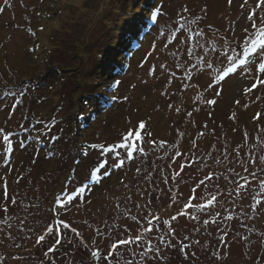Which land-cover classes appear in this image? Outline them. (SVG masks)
Listing matches in <instances>:
<instances>
[{
    "label": "rangeland",
    "instance_id": "obj_1",
    "mask_svg": "<svg viewBox=\"0 0 264 264\" xmlns=\"http://www.w3.org/2000/svg\"><path fill=\"white\" fill-rule=\"evenodd\" d=\"M154 2L140 3L162 9L143 52L119 58L126 70L114 111L101 119L96 110L92 114L94 129L114 135V142L94 153L93 161L76 165L75 173L71 160L60 173L56 159L37 167L28 162L22 169L18 163L27 149L7 126L41 106L54 118L48 126L56 134L68 130L66 110L77 83L86 92L91 85L98 90V81L111 83L93 69L131 17L133 1L0 0V129L10 136L5 141L0 134V150L13 147L9 163L0 155V188L9 190L0 191V214L6 213L0 217V264H43L46 256L56 263L58 250L73 252L71 264H112L114 259L94 261L85 241L95 249L101 244L106 254L112 242L130 235L133 242L118 248L121 264H264V85L245 94L257 73L244 71L255 67L257 54L264 55L261 45L252 43L257 37L252 23L264 17V5L255 8L259 0ZM252 12L256 16L249 21ZM44 18L49 21L38 23ZM55 61L63 69L61 80L55 79ZM228 68L236 72L218 79ZM109 116H117V132L114 125L107 129ZM134 124L144 125L141 139ZM85 126L82 134L91 136ZM129 132L133 135L125 141ZM13 180L21 182L24 194L13 191ZM48 183L56 194L46 197L42 189ZM83 184V191L75 187ZM62 190L68 194L60 195ZM61 220L71 227L64 229ZM137 235L140 241L134 240ZM39 236L44 240L37 243ZM76 238L82 244L75 249ZM44 247L55 251L46 254ZM149 247L159 257L148 256Z\"/></svg>",
    "mask_w": 264,
    "mask_h": 264
},
{
    "label": "trees",
    "instance_id": "obj_2",
    "mask_svg": "<svg viewBox=\"0 0 264 264\" xmlns=\"http://www.w3.org/2000/svg\"><path fill=\"white\" fill-rule=\"evenodd\" d=\"M133 1V13H131V17L129 16L128 20H126V23L123 24V29L119 32L117 36L113 38L112 41L114 43H110L108 47L105 49V51H101L100 54H98L100 57L97 59V64L94 67L93 70H97L96 75H100L101 78L104 80L107 79V81L112 78L111 83H100L99 81L96 83L95 87H98V90L94 89V86L91 85V89H89L87 92L83 91V86L81 83H77V86H79L76 90H78V93L75 94V97L71 98L68 104V110H66V116L65 120L68 126V130L61 129L60 131L57 129V134L54 130H52V125L48 126L49 124H52L54 121V118L50 117L48 118V114H45L44 112H41V106L38 108L32 109L29 113H21L19 114V120L14 121L13 123L9 124L7 126V129H9V133L17 135V139L19 140V143L22 148H26L27 152L25 155V161L22 160L19 162V166H21L22 169H24L25 163L31 162L32 164L37 167L39 163H44L46 160H59V167L60 173L65 170L67 172V163L69 160L72 161L73 167L70 169L71 173H75V167L76 165L82 163L83 160L88 161V159L93 161V157L95 156L94 153H99L100 147H92L93 145H105V144H111L113 141L112 138H114V135L108 136L107 133H103V131L97 129H94V125L97 123L95 120H92V114L96 110L97 114L99 115V119L105 118L110 112L112 113L114 111V107L117 104V95L116 93H119L120 86L122 84V77L123 73L125 72V68L122 67L120 64L121 60H125L129 57V55L136 51L138 54V57L140 55V52L142 53L146 43H144L145 36L150 33L151 28L155 25V22L157 21V18L162 13L161 8L152 7L147 8V6L153 5L155 0H132ZM141 1V2H140ZM140 3L142 5H147L146 7L140 8ZM137 4H139L137 6ZM53 13H47V15H50ZM39 20V19H38ZM48 22L47 19H40L38 23ZM127 22H130V25L126 26ZM29 30V28L27 29ZM142 31H145V35L143 38H141ZM89 30L87 29V32L84 36V40L88 35ZM134 32V33H132ZM30 50V49H29ZM28 50V51H29ZM97 55V57H98ZM121 60H120V59ZM117 59H119L117 61ZM43 60V59H42ZM45 64V62H40L38 64L39 66H42V64ZM44 67V66H43ZM58 62L55 61V79L61 80V76L63 73V69L59 68ZM65 70H68L69 67L64 68ZM50 75H42L40 78L45 77L46 79L50 80ZM116 81H119V84H116ZM46 81H43L42 86L46 87ZM59 84V82L57 83ZM102 90H100L101 88ZM30 93V88L27 86L25 88ZM98 91V93H96ZM98 99H92L93 95H96ZM44 100H48V97H45ZM258 100V99H257ZM63 100L60 101L62 103ZM13 106V105H11ZM15 108V106L11 107ZM19 109H22V106L19 107ZM26 114V115H25ZM117 117V116H116ZM116 117L109 116V119L107 120V129L112 127V132H117L119 129V126L117 125ZM87 124V125H86ZM86 125V126H85ZM86 127L87 131H92L91 136L84 133L82 134L83 130L80 129L82 127ZM135 132L140 133L142 130L137 125L134 124ZM121 128V127H120ZM109 130V129H108ZM67 135L61 136L59 135V132H67ZM102 132V133H101ZM6 134L5 132H0V134ZM3 135V136H4ZM106 136V137H105ZM8 135V139H9ZM109 137V138H108ZM108 151H111L112 146L106 147ZM13 153V147L9 150V146L4 147L2 150H0V155H4V159H7L9 163L10 156ZM75 153V156H74ZM72 157H75L71 159ZM39 162V163H38ZM66 166V167H65ZM19 172V175H21V172L24 170H17ZM11 173V171H9ZM46 172V171H45ZM41 176L43 174H40ZM61 176H65L63 173ZM21 180V179H19ZM19 180L14 181L13 180V191L19 194H24V189L21 188V182ZM64 180V178H63ZM78 187V186H75ZM53 189L54 187L51 186ZM11 189V187H10ZM42 190H47V193H43L46 195V197L50 194H56L55 189L49 190V183L45 185V188ZM0 191L2 193H7L9 190H2L0 188ZM68 194L66 190H62L60 192V195ZM45 197V198H46ZM54 203V201H53ZM3 215H6L4 213ZM0 214V217L3 216ZM169 215V214H168ZM166 216V215H165ZM170 216V215H169ZM155 217V216H153ZM1 219V218H0ZM117 235V234H116ZM116 235L110 236L112 239L116 238ZM122 236V235H121ZM117 236V237H121ZM134 237L130 235L128 236L129 240ZM100 238V237H99ZM118 240H116L117 242ZM83 242V241H82ZM79 243L82 244L80 239L76 238V243L72 245L77 248L75 245ZM84 243V242H83ZM84 245H87L89 247H86L87 249L93 251L97 250V246H99V249L101 250L104 246L101 244H96L95 247L92 248V245L90 242L85 241ZM84 245H82L84 247ZM122 244H118V248ZM78 246V245H77ZM85 248V247H84ZM117 248L116 251H114L113 258L109 257L108 259H114L112 264H121L122 260L121 257L122 252L119 251ZM5 248H2L4 250ZM109 249L106 254L103 253L102 256L108 255ZM42 251H46V254L50 253L47 251V248L44 247ZM68 251V252H67ZM54 252V251H53ZM128 252H130V249H128ZM66 254L63 255L61 253V250H58V262L55 263L57 260L54 258V256H50L53 262L46 260L49 259V256L45 257V261H43V264H71V258L70 255L73 253L72 251L66 250ZM146 253L151 258H157L159 257V253L157 251H154L153 249L151 251L146 250ZM83 254V252H82ZM164 254V252H163ZM123 256V255H122ZM80 260H83V255H80ZM96 261V260H94ZM104 261V260H103ZM95 264V262L93 263Z\"/></svg>",
    "mask_w": 264,
    "mask_h": 264
},
{
    "label": "snow or ice",
    "instance_id": "obj_3",
    "mask_svg": "<svg viewBox=\"0 0 264 264\" xmlns=\"http://www.w3.org/2000/svg\"><path fill=\"white\" fill-rule=\"evenodd\" d=\"M247 2H248V0H245V3H247ZM262 5H264V0H259V2L255 5V8H261ZM185 11H187V10L185 9ZM255 16H256V13L255 12L250 13V15L248 17L249 21H253V19H254ZM261 25H264V17H260L259 24L252 23V27L257 32V37H256V39L254 41H252V43H253V45L260 44L261 45V51L264 52V26H261ZM40 30L42 31L43 29L41 28ZM244 50L245 51H249L248 48H245ZM230 51H235V49L234 48H230ZM224 58H226L228 60H231L232 57L230 55V52H225L224 53ZM255 60H256V65H255L254 68L253 67H249V68L244 69V71H246L248 73H251L253 70H255L256 73H257V75L255 77V83L252 85L251 88H246L245 89V94H247L248 92H251L258 85H264V79H261L260 78V74H264V55L257 54V56L255 57ZM241 63L242 64H246L247 61H241ZM209 67H211V65H209ZM234 72H236V69L235 68H228L227 71H226V73L223 76L218 77V79L223 80V79L227 78L228 73H234ZM116 84L118 85L119 84V81H116ZM209 87H212V85L210 84ZM217 95H219V93H217ZM208 103L209 104H214L215 101L214 100H209ZM236 103L239 104V101H236ZM256 118L257 119L259 118V114H257V117ZM140 127L143 128L144 125L141 124ZM2 131L3 130L0 129V132H2ZM132 135H133V133L132 132H129V133H127V135H125L123 137V139L125 141H128ZM136 138L137 139H141V136H140L139 133H136ZM3 139L5 141H7L8 140V136L7 135H4L3 136ZM92 147H100V148H103L104 145H99V146L93 145ZM10 149H11V145H9V150ZM141 151H142V149H141ZM130 156H131V153H127L126 158H128ZM253 175H254V173H253ZM208 179H210V177H208ZM200 183H204V181H201ZM241 187H243V185H241ZM261 188L264 189V181H261ZM212 199L215 200V196H213ZM209 203H211V201ZM257 203L259 204L260 201L258 200ZM5 211H7V209H5ZM175 218L176 217H172V219H175ZM156 219L158 220L159 218L157 217ZM60 223L62 224V226H63L64 229H69L71 227L70 223L65 222L63 220H61ZM148 223H152V221L149 220ZM164 223L167 224V221H164ZM47 231L48 232H52L53 230L51 228H48ZM71 231L74 232V233H76V235L79 236V233L77 232V230L75 228H71ZM43 240H44V236H39L38 237V240H37V243H39L40 241H43ZM134 240L135 241H140L141 240V236L140 235L135 236ZM160 240H161V242H163L164 238L163 237H160ZM132 242L133 241H131V240L127 239V238L120 239L117 242H112L111 243V250L109 251L108 255H106V256H101V251L99 249V246H97V250H93L91 252V255L94 258L103 259L104 261H106L108 259V257L111 256L112 253L117 250L118 244L127 245V244L132 243ZM59 243H60V240L57 239L55 241V244L58 245ZM93 243H95V242H93ZM148 250L151 251L152 250L151 247H149ZM48 251L49 252L55 251V248L54 247H50L48 249Z\"/></svg>",
    "mask_w": 264,
    "mask_h": 264
},
{
    "label": "water",
    "instance_id": "obj_4",
    "mask_svg": "<svg viewBox=\"0 0 264 264\" xmlns=\"http://www.w3.org/2000/svg\"><path fill=\"white\" fill-rule=\"evenodd\" d=\"M103 255V253H101V256ZM95 260H97V258H94Z\"/></svg>",
    "mask_w": 264,
    "mask_h": 264
}]
</instances>
